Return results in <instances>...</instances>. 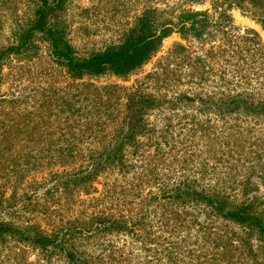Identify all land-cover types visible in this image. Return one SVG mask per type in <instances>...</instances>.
<instances>
[{"label":"rangeland","instance_id":"obj_1","mask_svg":"<svg viewBox=\"0 0 264 264\" xmlns=\"http://www.w3.org/2000/svg\"><path fill=\"white\" fill-rule=\"evenodd\" d=\"M178 1L74 0L66 7L69 40L78 55L117 44L144 7L173 8ZM209 1L187 6L206 11V34L183 39L174 31L163 40L155 57L124 81L109 74L75 81L50 62L44 45L27 63L14 60L4 64L0 111L14 109L24 114L45 101L46 126L34 114L26 122L30 129L24 130L35 136L37 146L47 145L49 152L70 149L80 156L64 163L45 158L27 169L17 197L29 183H35L36 190L29 191L31 199L24 203L25 209L16 212V204L15 208L7 206L0 210V219L14 213L16 221H30L45 231L65 229L69 224L86 229L95 215L127 221L128 230L123 233L82 230L78 244L93 264H264V240L254 231L172 195L206 188L220 191L236 203L257 200L264 210V116L238 110L220 118L213 110L218 99L237 95L246 97L248 103L264 105V19L225 4H217L214 11ZM222 11L225 16L218 18ZM1 25L2 34L8 35L9 21L0 18ZM174 42L185 47L189 59L165 61L163 65L173 70L165 77L170 85L165 89L161 87V58ZM258 43L260 51H256ZM237 44L252 49L231 57L228 50ZM147 74L153 75L146 79ZM73 82L118 85L131 92L143 88L158 103L144 115L142 134L123 148L120 166L100 170L84 189L79 185L47 194L53 175L69 176L86 168L89 159L85 155L108 145L124 114L125 91H115L108 104L88 112L89 104L75 101L92 95L91 89L72 86L58 90ZM68 94L73 99L66 105ZM15 98L21 103L13 107L8 102ZM69 112L73 116L67 118ZM31 125L35 126L32 130ZM21 132L12 133V144L17 138L20 143ZM19 148L15 145L12 151ZM8 189L0 187L4 193ZM0 264L60 262L46 259L29 244L7 240L0 241Z\"/></svg>","mask_w":264,"mask_h":264},{"label":"trees","instance_id":"obj_2","mask_svg":"<svg viewBox=\"0 0 264 264\" xmlns=\"http://www.w3.org/2000/svg\"><path fill=\"white\" fill-rule=\"evenodd\" d=\"M72 1L74 0H0V18H6L9 21L8 35H3V26L0 27V87L4 79L2 74L4 64L14 60L25 63L33 60L38 56L37 52L41 45L45 46V53L50 62L75 81L104 74L124 81L140 71L155 57L162 47L163 40L171 33L179 31L183 39L188 37L198 39L206 34L209 24L205 17L206 11H195L187 7L192 4L203 5L206 0H179L178 6L173 8L165 6L161 10L144 7L134 18L132 25L124 30L122 38L117 44H108L100 50L78 55L68 37L70 25L67 23L66 7ZM217 4H225L230 8L236 7L252 12L264 19V0L209 1V5L213 7L214 11L218 8ZM224 16L225 11H222L218 18ZM218 23L220 25L222 22ZM218 23L216 27L221 29ZM251 33V31L247 32V34ZM253 34V38L256 39L257 36L255 33ZM238 39L242 41L243 36H239ZM251 49L250 45L244 47L242 44H237L231 47L232 51L228 50V52L231 53V57L232 55L240 57L243 52L249 53ZM258 50L260 51L259 43L256 47V51ZM185 53V47L179 42H174L166 56L161 58V75L163 76L161 77V82L163 81L161 87L169 88L168 78L165 77L173 73L168 64L163 65L165 61L169 59L175 61L178 58L186 61L189 56ZM189 66L192 65L189 63ZM151 75L153 74H147L144 78H150ZM72 86L93 91L92 95H85L75 101L79 105L84 102L89 104L88 112L96 111L98 106L108 104L109 96L115 91H125L122 97L124 114L119 120L121 126L115 130L108 145H104L100 151H89L85 155L86 159H89L86 168L69 176L66 173L61 177L58 174L53 175L52 177H56L51 187L47 189V194L54 191L58 193L60 189H75L80 187L79 185H83L84 189L89 186V180L94 178L100 170L106 167L114 169L120 166L123 148L135 140L136 136L142 134L144 115L158 103L152 95L144 92L143 88L131 92L118 85L97 86L89 82H73L58 90L68 89ZM71 95L65 96V99L68 98L66 105H69L73 99ZM181 97L186 98L184 95ZM162 98L165 99V96ZM245 98L237 95L230 99H218L213 103V110L221 116L220 118H225L238 110H243L246 115L264 116V105L248 103ZM8 103L14 107L21 102L15 98L10 99ZM44 103L45 101H39L34 111L30 110L24 114H17L14 109L0 111L3 118L0 119V143L5 142L4 146L0 144V187L8 186L9 188L5 193L4 190L0 191V210L7 206L15 208L14 204L17 205L16 212L26 208L24 203L31 199L29 191L33 187L34 191L36 190L35 183H29L27 187H23L21 195L17 197V188L23 181L27 169L35 167L36 163L45 158L64 163L70 158L74 159L80 156V153H73L70 149H56L49 152L47 145L37 146L38 141L35 136L24 130L30 129L28 117L34 114L46 126L48 113L46 110H42ZM36 111L39 113L36 114ZM72 116V112H69L67 118ZM66 121H70V119ZM34 128L35 126L31 125V130ZM20 130H23L21 134L24 137L20 143L17 142L19 141L17 138V141L12 144V133L19 135ZM15 145L20 148L12 151ZM172 195L175 196L173 199L193 202L195 205L201 204L210 211L211 215L223 217L234 224L245 226L264 240V210H260L262 204H258L257 200L236 203L229 200L224 193L206 188L193 190L191 193L179 192ZM88 223L86 229L69 224L65 229L56 227L52 231H45L30 221H16L15 214L9 213L7 219H0V241L13 240V242L29 244L44 254L46 259H55L60 264H93L86 259L85 253L78 244L83 237L82 230L92 229L101 234L123 233L128 230V226L127 221L115 220L103 215H95ZM99 259L100 257H98Z\"/></svg>","mask_w":264,"mask_h":264}]
</instances>
